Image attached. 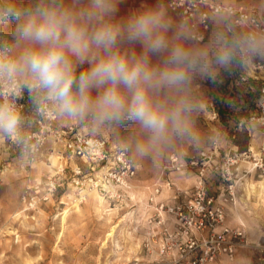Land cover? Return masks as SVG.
Instances as JSON below:
<instances>
[{"label": "clouds", "instance_id": "1", "mask_svg": "<svg viewBox=\"0 0 264 264\" xmlns=\"http://www.w3.org/2000/svg\"><path fill=\"white\" fill-rule=\"evenodd\" d=\"M119 2L0 0V79L22 80L34 107L47 102L81 125H138L141 156L173 138L194 140V105L184 95L192 78L215 80L216 66L227 68L238 52L241 63L264 56V45L216 33L207 47H186L192 34L161 6L117 18ZM0 95V137H16L24 117L9 96L17 94Z\"/></svg>", "mask_w": 264, "mask_h": 264}, {"label": "rangeland", "instance_id": "2", "mask_svg": "<svg viewBox=\"0 0 264 264\" xmlns=\"http://www.w3.org/2000/svg\"><path fill=\"white\" fill-rule=\"evenodd\" d=\"M233 1L236 5L264 9V0ZM153 4L161 6L166 18L175 26L181 25L166 10L165 0H120L117 18ZM216 33H224L229 40L232 39L225 33L223 25L217 27L213 35ZM168 36L171 38L172 33L169 32ZM212 37L203 43L192 40L182 43L190 48H204ZM257 42L264 45V39ZM128 47L124 46L125 49ZM240 56L238 52L237 59L227 68L216 66L215 80L200 76L192 78L184 95L194 105L188 116L195 134L194 140L173 138L141 156L135 151L134 143L146 139V134L136 124L93 129L90 124L81 125L58 116L59 124L64 126L75 122L80 130L104 136L111 146L124 149L129 160L138 167L134 179L136 184L141 183L146 187L150 181H159L166 187L169 180L175 186L189 190L193 186V174L184 176L165 171L168 155H193L206 150L217 139L222 148L220 157L224 155V150L229 152L231 149L230 155L240 157L244 153L250 154L249 149L256 154L255 145L261 139L264 142V125L250 121V117L257 116L264 105V94L261 92L264 89V56H247L243 63ZM152 60L153 63L159 62L156 57ZM241 77L247 78L249 83H242ZM19 82L23 85L22 80ZM25 100L29 102L32 98ZM211 104L218 111V122L210 121ZM239 120L244 121L241 130L235 133L234 138L231 135L224 138L220 128H232L230 124H237ZM126 145L133 147L126 150ZM46 148L48 152L44 151ZM61 154L60 148L49 141L31 163L25 147H15L9 137H0V264H135L139 240L134 227L139 208L120 204H110L105 208L102 199L101 205L98 204L97 198L100 197L96 194H88L85 201L79 203L74 190L66 185L47 201H42L47 178L65 166ZM70 162L67 161V166ZM236 167V189H239V197L244 200V205L236 213L246 227V243L241 251L247 253L249 264H264V202H261L264 197L246 195L248 189L257 190L258 182L264 181V178H260L244 161L238 162ZM69 172L66 169L67 175ZM27 187L31 188L34 198L31 204L29 200L22 199ZM216 188V182L214 186H208V190ZM143 193L134 190L131 197L139 202ZM231 222L239 224L234 218ZM252 230L255 231L254 236ZM250 237H254V240H247Z\"/></svg>", "mask_w": 264, "mask_h": 264}, {"label": "built area", "instance_id": "3", "mask_svg": "<svg viewBox=\"0 0 264 264\" xmlns=\"http://www.w3.org/2000/svg\"><path fill=\"white\" fill-rule=\"evenodd\" d=\"M165 8L192 34V41L196 43L206 41L212 19L221 15L225 17L223 27L229 37L264 39L262 8L228 4L224 0H165ZM240 81L249 83L245 77ZM248 88L251 89L249 85ZM26 91L19 80L0 79V92H16L17 95L9 99H14L24 117L18 136L9 137L13 145L25 147L31 163L49 141L62 152L60 158L65 166L47 178L42 201H47L66 185L74 190L79 203L84 202L88 194L96 193L109 205L139 208L134 232L140 253L135 264H213L222 256L232 258L236 250L245 245L244 230L226 225L225 206L236 199L238 162L244 161L264 178V143L256 154L249 149L250 154L240 157L230 155L231 150H224L220 157L222 148L217 139L206 150L193 155H168L164 170L184 176L193 174L192 188L182 190L169 180L163 187L155 181L148 187L150 194L142 205L131 197L138 167L129 160L124 149L111 146L104 136L80 130L75 122L61 126L54 108L47 102L39 108L29 106L25 101ZM261 92L264 94V89ZM3 99L0 95V101ZM256 115L251 116L250 121L264 125V105ZM218 120V111L212 108L210 121ZM243 124V120L237 122L231 138ZM68 160L71 162L67 166ZM66 169L70 171L68 175ZM212 179L217 184V195L208 192ZM173 188L176 193L171 200L157 199ZM22 199L32 203L31 188L25 189Z\"/></svg>", "mask_w": 264, "mask_h": 264}, {"label": "crops", "instance_id": "4", "mask_svg": "<svg viewBox=\"0 0 264 264\" xmlns=\"http://www.w3.org/2000/svg\"><path fill=\"white\" fill-rule=\"evenodd\" d=\"M226 3H228V4H235L236 2H234L233 0H224ZM224 22H225V17L224 16H216V17H214L213 19H212V26H211V31H210V33H209V35H208V37H207V39L212 35L213 36V33H215V30H216V28L217 27H219L220 25H224ZM206 39V40H207ZM237 119V118H236ZM234 121V120H233ZM231 126H232V128H227V130H226V128H220V129H222L221 130V134H222V136L224 137V138H227V136L228 135H231L232 134V131H233V129H234V126L236 125V123H231L230 124ZM250 142H252V140L250 141ZM262 143H264V142H262V139H261V141H260V143H257L256 145H255V147H257L256 148V150H257V152H258V150H259V148L261 147V145H262ZM232 150V149H231ZM45 152H48V150H47V148L44 150ZM256 152V153H257ZM151 180V179H150ZM154 183V181H150L149 182V184H148V186H146V187H144V185H141V183L139 184H136V181L135 180H133V184H134V190H135V192H138V193H140L141 194V191L142 192H144L143 194V198H142V200H139V201H141V204L143 205L145 202H146V200H147V198H148V196H149V194H150V189L148 190V187H150L152 184ZM194 183V182H193ZM214 183H215V181L212 179V180H210L209 181V187L210 186H214ZM146 185V184H145ZM179 187V186H178ZM180 189H181V187H180ZM182 190H183V188H182ZM208 192H209V194H212V195H217V194H219V192H218V190H217V188L216 189H213V190H208ZM165 195H161L159 198H157L158 200H163V199H166V200H171L172 199V197L175 195V193H176V191H175V189L173 188V189H171V190H166L165 191ZM246 195H249V196H251V195H255L256 197H257V195L259 196V197H264V193H262V194H257V192H254V191H251L250 190V192L248 193V191H246ZM91 194H94V193H91ZM97 195V194H96ZM235 195H236V199H235V201H234V203H228V204H226V206H225V212H226V221H225V223H226V225L228 226V227H231V228H242L243 230H244V232L246 233V227H245V224H244V222H243V220L237 215V211L239 210V208L240 207H242L243 205H244V200L243 199H241L240 197H239V189H236V191H235ZM262 195V196H261ZM98 197H100L99 195H98ZM101 198V197H100ZM102 199V198H101ZM103 200V199H102ZM243 202V203H242ZM261 202H264V201H261ZM262 205V204H261ZM103 206L106 208V206H109V204L107 203V202H105L104 200H103ZM141 208V207H140ZM236 219V221H237V223H239V224H233L232 222H231V219ZM238 218H239V220H238ZM252 236H254L255 235V231L254 230H252ZM248 239H253L254 240V237H250V238H247V240ZM242 249L241 248H239V249H237L236 250V252H235V254H234V256L232 257V258H228V257H226V256H222V257H220L215 263H213V264H249L250 263V260H249V258H248V256H247V253H244V252H242L241 251ZM138 254L140 253V250H138V252H137Z\"/></svg>", "mask_w": 264, "mask_h": 264}, {"label": "bare ground", "instance_id": "5", "mask_svg": "<svg viewBox=\"0 0 264 264\" xmlns=\"http://www.w3.org/2000/svg\"><path fill=\"white\" fill-rule=\"evenodd\" d=\"M255 190V189H254ZM248 191V193L250 192V189H248L247 190ZM254 192H257V193H259V194H262V193H264V181H261V182H258V189L257 190H255ZM94 194H96V193H94ZM247 194V193H246ZM258 196V195H257ZM262 196V195H261ZM261 198V197H260ZM97 201H98V204L99 205H101V198L99 199V198H97ZM258 201H259V199H258ZM257 201V202H258ZM260 202V201H259ZM259 202H258V204H259ZM97 204V203H96ZM97 206V207H100V206ZM78 206V205H77ZM259 206V205H258ZM102 211V210H101ZM100 211V212H101ZM104 211H105V209H104ZM104 213V212H103ZM102 217V216H101ZM106 218H107V216H106ZM107 220V219H106ZM113 229H115V227H112ZM111 234H108V236H110Z\"/></svg>", "mask_w": 264, "mask_h": 264}, {"label": "trees", "instance_id": "6", "mask_svg": "<svg viewBox=\"0 0 264 264\" xmlns=\"http://www.w3.org/2000/svg\"><path fill=\"white\" fill-rule=\"evenodd\" d=\"M25 95H26V99H28V97H30L28 91H26ZM25 101H26V100H25ZM26 103H27L29 106H31V107L33 106V101H29V102L27 101Z\"/></svg>", "mask_w": 264, "mask_h": 264}]
</instances>
